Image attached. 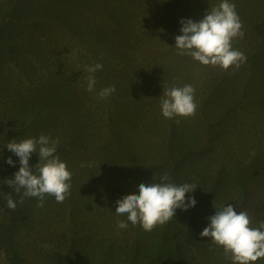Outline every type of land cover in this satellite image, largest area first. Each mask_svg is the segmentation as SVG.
I'll return each mask as SVG.
<instances>
[{"label":"rangeland","instance_id":"rangeland-1","mask_svg":"<svg viewBox=\"0 0 264 264\" xmlns=\"http://www.w3.org/2000/svg\"><path fill=\"white\" fill-rule=\"evenodd\" d=\"M220 2L0 0V264H232L200 233L228 204L264 221V0H231L245 33L232 42L247 57L238 70L175 48L181 19ZM97 63L89 92L85 69ZM187 84L196 114L165 118L164 91ZM40 135L59 139L72 173L70 196L45 195L43 207L7 183L20 168L7 143ZM38 163L33 153V174ZM164 176L196 184L185 197L195 207L151 232L115 214L117 200Z\"/></svg>","mask_w":264,"mask_h":264},{"label":"clouds","instance_id":"clouds-1","mask_svg":"<svg viewBox=\"0 0 264 264\" xmlns=\"http://www.w3.org/2000/svg\"><path fill=\"white\" fill-rule=\"evenodd\" d=\"M180 23L182 34L175 37L178 55L190 56L203 66L219 67L224 71L230 67L238 70L246 62L245 54L232 47L233 40L243 38L245 33L236 5L231 0H221L197 22L181 19ZM102 68L103 65L99 63L86 67L85 71L90 73L87 78L89 92L94 90L97 83L94 73ZM115 91V86H109L101 89L97 95L100 99H106ZM194 92L190 84L164 91L160 99L162 115L168 119L194 116L198 107ZM59 143V139L52 140L46 135L7 143V149L19 158V171L7 183L18 194L24 189L20 203H23L24 197H37V206L43 207L45 195L53 196L58 203L70 196L72 173L66 162L56 155ZM33 153L39 156L35 174L29 167ZM6 162L15 166L11 158ZM167 180L164 176L159 183H141L138 194H129L116 201L115 214H126L127 221L133 226L139 224L144 231L151 232L157 225L163 226L170 222L177 209L187 211L195 207V197L190 196L187 201L185 197L194 192L196 184L176 185ZM5 199L9 209L15 210L17 205L11 195H6ZM209 220V225L200 233L201 237L209 238L213 244L222 247L232 264H249L264 258V221L253 226L247 211H237L230 204L216 210ZM117 226L126 229L128 224L121 220Z\"/></svg>","mask_w":264,"mask_h":264},{"label":"trees","instance_id":"trees-1","mask_svg":"<svg viewBox=\"0 0 264 264\" xmlns=\"http://www.w3.org/2000/svg\"><path fill=\"white\" fill-rule=\"evenodd\" d=\"M98 258V257H97ZM85 262V261H84Z\"/></svg>","mask_w":264,"mask_h":264}]
</instances>
